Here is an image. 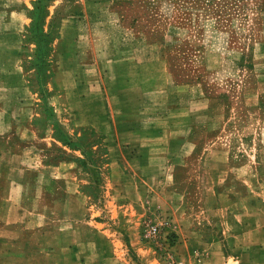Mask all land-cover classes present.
Listing matches in <instances>:
<instances>
[{
    "label": "crops",
    "instance_id": "0c3cea01",
    "mask_svg": "<svg viewBox=\"0 0 264 264\" xmlns=\"http://www.w3.org/2000/svg\"><path fill=\"white\" fill-rule=\"evenodd\" d=\"M10 1L6 10L12 16L34 12L45 32L59 16V39L40 44L50 51L38 62L37 74L25 60H1L21 83L0 92V264H118L111 249L116 241L111 220H99L97 214L117 217L123 204L126 211L140 210V223L148 208L167 203L170 192L183 213L194 211L188 202L193 189L203 194L207 204L202 208H223L227 193L240 192L232 177H242L245 170L233 152V120L243 124L245 136H254L247 153L257 172L247 175L260 176L264 48H243L235 55L205 48L194 56L195 67L214 77L210 91L201 80L178 82L165 60L148 51L146 40L120 21L113 0L111 9L102 0H77L64 14L66 0H24L25 8ZM67 60H81L75 69L79 80L91 62L111 60V152L104 156L92 143L79 148L36 134L41 109L30 81L61 79L51 76L53 67L67 72ZM3 63L0 81L11 78ZM233 75L234 88L229 85ZM52 110L58 118L55 126L66 128L61 108ZM247 114L252 120L245 122ZM96 125L92 121L91 127ZM56 144L61 148L52 149ZM181 172L187 188L177 184ZM196 178L197 184L201 178V189ZM98 192L103 194L101 206ZM177 257L181 260L183 254Z\"/></svg>",
    "mask_w": 264,
    "mask_h": 264
},
{
    "label": "rangeland",
    "instance_id": "374dc122",
    "mask_svg": "<svg viewBox=\"0 0 264 264\" xmlns=\"http://www.w3.org/2000/svg\"><path fill=\"white\" fill-rule=\"evenodd\" d=\"M76 1L66 0L60 14L72 10ZM15 2L25 8L24 0ZM101 2L111 9V0ZM11 3L0 0V68L1 60H25L37 74L38 62L48 57L50 51L40 44L59 39V16L52 18L45 32L34 12L32 16H12L6 10ZM112 9L125 26L146 40L149 52L155 51L165 60L168 71L178 82L201 80L210 91L214 90V77L195 67L191 62L194 56L205 48H222L225 55L238 54L243 48H264V0H113ZM80 61L67 60V72H58L53 67L51 76L61 79L30 81L39 92L35 103L41 109L36 134L62 143L71 142L79 148L92 143L98 154L104 156L111 152V60L88 65L91 60L84 61L87 71L84 79L79 80L75 69ZM5 62V68L9 69ZM8 71L11 78L0 81V92L6 93L21 83L13 79L11 69ZM236 83L237 78L231 76L229 85L234 88ZM54 108H61L60 118L66 128L55 126L58 118ZM243 120L248 122L252 117L247 114ZM92 121L97 124L95 127H91ZM242 125L233 120L229 131L233 152L238 154L237 162L245 168L244 175L232 177L241 186L240 192L227 193L223 208H202L207 204L203 202V194L193 189L188 202L195 207L194 211L185 209L183 213L175 194L170 192L166 194L167 203L148 208L140 223H137L140 210L126 211L123 204L117 217L106 211L97 214L99 220H111V238L116 233L111 249L116 250L118 264H264V168L259 167L258 177L247 175L257 172L255 165L251 170L248 160L254 136H245ZM58 147L56 144L52 149ZM176 179L179 187L189 186L182 172ZM195 180L200 188L201 178L198 184V179ZM102 196L98 192L96 197L100 206ZM188 213L190 217L185 220ZM151 217L167 221L157 242L142 238L143 224ZM131 233L135 236L133 241ZM179 252L183 254L181 260L177 257Z\"/></svg>",
    "mask_w": 264,
    "mask_h": 264
},
{
    "label": "built area",
    "instance_id": "2783aa9c",
    "mask_svg": "<svg viewBox=\"0 0 264 264\" xmlns=\"http://www.w3.org/2000/svg\"><path fill=\"white\" fill-rule=\"evenodd\" d=\"M167 224V221L164 218L156 217V218H148L145 220L143 224V240H153L157 242L160 238V233L162 227Z\"/></svg>",
    "mask_w": 264,
    "mask_h": 264
}]
</instances>
